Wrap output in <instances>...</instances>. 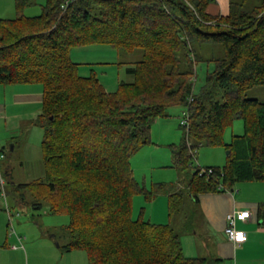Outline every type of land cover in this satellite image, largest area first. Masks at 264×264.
<instances>
[{"label":"trees","instance_id":"16d2710c","mask_svg":"<svg viewBox=\"0 0 264 264\" xmlns=\"http://www.w3.org/2000/svg\"><path fill=\"white\" fill-rule=\"evenodd\" d=\"M213 1L46 0L40 15L25 17L33 0H14L15 18L0 19V85L41 87L33 124L42 130L44 177L17 187L30 193L34 210L68 217L61 249L84 251L89 264L220 263L186 257L173 223L200 195L264 182V103L246 98L264 87V0L251 8L230 1L226 15L208 13ZM93 44L139 54L126 68L133 81L107 92L94 75L79 76L70 50ZM208 44L220 45L223 57L204 58L199 48ZM200 63L213 69L195 93ZM172 106L188 112L183 139L170 146L174 169H192L199 146L229 155L223 167L180 176L185 188L153 186L167 189V224L145 221L143 208L133 219L134 196L150 202L155 193L136 181L130 159L152 144V125ZM237 119L243 134L225 143ZM256 217L264 226V203Z\"/></svg>","mask_w":264,"mask_h":264},{"label":"rangeland","instance_id":"374dc122","mask_svg":"<svg viewBox=\"0 0 264 264\" xmlns=\"http://www.w3.org/2000/svg\"><path fill=\"white\" fill-rule=\"evenodd\" d=\"M231 1L241 3L243 0ZM45 3L46 0H33L32 5L23 11V16L40 15ZM254 4H256L255 0H247L245 3L247 8H251ZM15 16L14 0H0V19H14ZM199 51L204 58H222L224 55L220 45H202ZM70 58L72 62L78 64L79 76L94 75L107 92H115L119 83L133 81V76L126 72V68L129 66L128 63L139 60L141 56L137 54L130 57L118 53L109 45L93 44L73 47L70 50ZM212 69L213 64L207 63H200L196 67V80L194 78L192 80L195 93L205 83L207 71H212ZM24 94H37L39 97L41 87L39 85H0V106L3 109L0 113V147H6L5 156L0 161L1 173L5 180V196L0 189V253L7 264H89L84 251L68 252L60 247L68 242V235L63 230L64 226L69 223L68 217L50 215L45 208L34 210L26 203L31 202L30 193L26 189L17 187L35 180H42L44 177L41 151L42 130L33 124L39 112L40 103L34 101L24 104L18 101L17 98ZM246 98L264 103V87L250 89L246 93ZM186 111L185 106L169 107L166 110L167 117L156 119V123L152 125V144L144 146L130 159L136 181L145 185L149 190L153 188L155 193L154 199L150 202H146L142 194L134 196L133 219H138L140 210L143 208L142 216L145 221L153 224H167L168 222L167 194L164 193L167 189L161 192L153 186L163 183L171 187L176 183L177 171L171 167L170 146L178 145L184 137L180 121ZM242 134V121L237 119L232 126L226 129L224 142L229 143L233 135ZM13 145L15 149L10 152V146ZM225 160L224 148L199 146L192 162L193 168L179 174L186 180L189 174L194 172L196 166L201 168L223 167ZM183 207L182 215L173 224L180 235L181 245L186 249L185 254L189 255L187 249H192L191 240H196L200 250V246L207 241V238L202 236L203 225L197 221L198 214L203 211V206L191 201ZM178 215L180 214L174 217ZM195 231L197 235L193 236L192 233ZM18 237L22 239L21 242L18 241ZM52 237L56 239L53 249L40 247L43 245L41 244L43 240L48 242V239L51 241ZM12 250L17 252H7ZM4 262L0 257V264Z\"/></svg>","mask_w":264,"mask_h":264},{"label":"crops","instance_id":"0c3cea01","mask_svg":"<svg viewBox=\"0 0 264 264\" xmlns=\"http://www.w3.org/2000/svg\"><path fill=\"white\" fill-rule=\"evenodd\" d=\"M230 1L214 0L209 5L207 11L212 15H226L229 11ZM17 100L22 101L24 104L34 101L40 103L41 95L37 97V94H24V96L17 98ZM2 111L3 109L0 106V113ZM39 113L40 105L37 115ZM14 149V145L10 146V152H13ZM170 161L172 167V155ZM171 187V192L186 187L185 183L180 179L178 171L176 183ZM259 203H264V182L240 183L224 192L200 195L197 205L201 204L203 211L198 214L197 221L203 225L202 236L207 238V241L202 243L199 250L196 240H191L192 249H187L189 255L185 254L186 249L182 245L184 255L188 258L207 257L218 259L220 260L219 264H264V226L259 224L256 217V210ZM232 210H247L250 212V218L246 222L237 223V228L246 234L244 242L239 245L230 242L225 233L226 215ZM151 221H153L152 218ZM192 235L196 236L197 231L192 233ZM41 244L43 245L40 247L51 250V248L53 249V245H55V240L52 237L51 241L49 239L48 242L47 240H43ZM7 252L14 253L17 251L12 250ZM0 257L2 261H5L4 264H7V261L1 253Z\"/></svg>","mask_w":264,"mask_h":264},{"label":"built area","instance_id":"2783aa9c","mask_svg":"<svg viewBox=\"0 0 264 264\" xmlns=\"http://www.w3.org/2000/svg\"><path fill=\"white\" fill-rule=\"evenodd\" d=\"M66 4V3H65ZM67 5V4H66ZM192 99L190 100V102ZM180 125L182 127H187L188 125V112L186 111L183 115V119L180 121ZM4 156L0 153V161ZM211 173V171H208ZM5 180L1 173L0 168V189L2 194L5 196ZM9 215V212H7ZM250 218V212L247 210H232L230 213L226 215V227H225V233L227 235V238L230 242H232L235 245L242 244L246 238L245 232L241 231L237 228L238 222H246ZM19 242H21V238H17Z\"/></svg>","mask_w":264,"mask_h":264},{"label":"water","instance_id":"95a60500","mask_svg":"<svg viewBox=\"0 0 264 264\" xmlns=\"http://www.w3.org/2000/svg\"><path fill=\"white\" fill-rule=\"evenodd\" d=\"M11 151H12V147H11ZM226 155H229V151L226 152ZM58 246V245H57Z\"/></svg>","mask_w":264,"mask_h":264}]
</instances>
